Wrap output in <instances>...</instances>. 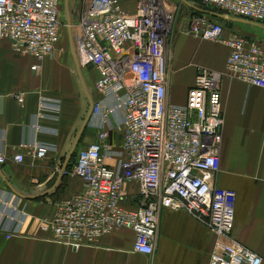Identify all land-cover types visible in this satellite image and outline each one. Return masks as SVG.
Returning a JSON list of instances; mask_svg holds the SVG:
<instances>
[{"label":"built area","instance_id":"2783aa9c","mask_svg":"<svg viewBox=\"0 0 264 264\" xmlns=\"http://www.w3.org/2000/svg\"><path fill=\"white\" fill-rule=\"evenodd\" d=\"M216 9L264 24V0H197ZM62 0H0V41L11 40L20 54L37 61L52 57L61 32ZM180 6L171 0H137L136 11L119 0H84L76 34L83 66L98 69L91 123L94 142L78 150L62 174L81 178L83 188L59 203L54 217L37 226L56 242L79 249L96 245L113 231L135 232L133 251L153 255L160 212L185 210L216 235L208 264H263V257L232 236L236 192L217 184L221 165L224 115L218 74L198 65L184 104L167 100L170 42L178 28ZM190 31L230 48L226 71L231 78L264 88V45L238 32L226 34L222 23L203 13L188 15ZM39 64L33 65L37 69ZM23 103V94L15 96ZM40 115L57 116L58 98L42 96ZM122 114L115 124L111 117ZM34 134L45 128L35 121ZM122 132L117 149L108 139ZM21 148L44 159L56 146L28 139ZM24 154L14 156L24 161ZM116 159L109 164L108 159ZM6 155L0 145V164ZM133 185L136 191L129 192ZM15 193L0 194V232L21 234L28 214Z\"/></svg>","mask_w":264,"mask_h":264},{"label":"crops","instance_id":"0c3cea01","mask_svg":"<svg viewBox=\"0 0 264 264\" xmlns=\"http://www.w3.org/2000/svg\"><path fill=\"white\" fill-rule=\"evenodd\" d=\"M171 1L180 6V17L170 48L167 100L186 102L198 65L218 73L224 125L217 184L236 192L232 236L264 259V88L227 74L230 48L226 44L209 42L183 30L189 14L203 13L222 23L226 34L235 31L264 45V24L207 8L197 0ZM119 4L133 13L137 0H119ZM83 7L84 0H73V20L67 1L70 56L56 47L52 57L39 62L32 55L18 53L11 40L0 41V145L6 155L5 163L0 164V194H17L20 207L28 214L21 234L7 238L0 232V264H208L216 235L185 210H161L151 256L133 251L135 232L131 228H119L96 245L75 250L54 241L51 231L37 226L38 219L54 217L62 199L83 188L81 178L62 174L77 137L79 150L97 138V128L91 124L96 120L88 115L100 97L95 88L99 71L79 63L75 45ZM35 64H39L36 70ZM18 93L23 94V103L15 97ZM42 96L60 100L57 116L39 114ZM121 115L111 117V124ZM35 121L45 130L34 134ZM34 138L54 144L56 150L44 159L30 156L20 146ZM122 140L121 131H111L108 141L117 149ZM17 153L24 154V161L14 160ZM115 162V158L108 159L109 164ZM74 163L70 159L66 168ZM128 188L131 193L136 191L133 185Z\"/></svg>","mask_w":264,"mask_h":264},{"label":"rangeland","instance_id":"374dc122","mask_svg":"<svg viewBox=\"0 0 264 264\" xmlns=\"http://www.w3.org/2000/svg\"><path fill=\"white\" fill-rule=\"evenodd\" d=\"M65 2H66V0H62V2H61V10H62L61 22H62V24H61L60 38H59L58 43H57V48L60 47L62 50H64V52L67 54V56L68 55L70 56V54H69L70 34H69V27H68L67 15H66V6H65L66 4H65ZM72 2H73V0H69V9L70 10H71V6H72ZM70 15H71V19L74 20L75 15H72V10H71ZM176 32H175V34H176ZM175 34H174V36H175ZM174 36H173V39H174ZM172 42H173V40L170 42V48L171 49H172V47H171ZM209 42L216 43V41H210V40H209ZM170 53H172V51H170ZM179 55H180V53H179ZM169 56H171V54H169ZM170 61H171V59H170ZM78 84L80 85V82ZM121 134H122V132H121ZM79 148H80V146L78 145L77 148L75 149L73 155H72V158H71L72 163L74 161H76Z\"/></svg>","mask_w":264,"mask_h":264},{"label":"water","instance_id":"95a60500","mask_svg":"<svg viewBox=\"0 0 264 264\" xmlns=\"http://www.w3.org/2000/svg\"><path fill=\"white\" fill-rule=\"evenodd\" d=\"M67 1H68V0H66V6H67ZM216 15L221 16V17H225L223 14H216ZM183 30L186 31V32H189V33H191V34H193V35H196L194 32L190 31V20H187V21L184 23ZM201 35H202L201 33L198 34V36H201ZM2 102H3V98L0 97V113L2 112ZM92 105H93V104H92ZM91 113H92V106H91V110H90V112H89L88 118L91 116ZM88 118H87V120H88ZM87 120H86V122L84 123V125H83L81 131H83V129L85 128L86 123H87ZM80 133H81V132H80ZM79 135H80V134H79ZM78 139H79V136L77 137L76 141L74 142V145H73V147H72V149H71V151H70V153H69V155H68V158H67V161H66V164H65L64 168L67 167V165H68L70 159L72 158V155H73V153H74V151H75V149H76V146H77V144H78Z\"/></svg>","mask_w":264,"mask_h":264},{"label":"trees","instance_id":"16d2710c","mask_svg":"<svg viewBox=\"0 0 264 264\" xmlns=\"http://www.w3.org/2000/svg\"><path fill=\"white\" fill-rule=\"evenodd\" d=\"M72 166V165H69V167Z\"/></svg>","mask_w":264,"mask_h":264}]
</instances>
